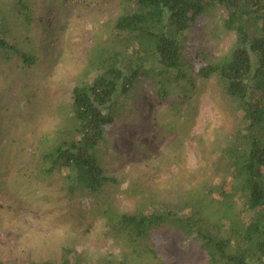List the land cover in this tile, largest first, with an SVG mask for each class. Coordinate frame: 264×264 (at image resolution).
<instances>
[{
    "label": "rangeland",
    "instance_id": "obj_1",
    "mask_svg": "<svg viewBox=\"0 0 264 264\" xmlns=\"http://www.w3.org/2000/svg\"><path fill=\"white\" fill-rule=\"evenodd\" d=\"M116 2L27 0L26 19L14 0H0V34L6 23L7 39L36 58L23 68L20 56L0 50V259L5 264L56 262L64 247L83 264L117 261L129 249L105 233L106 207L131 214L165 202L180 205L229 175L224 149L230 140L241 139L244 124L234 111V99L221 91L216 78L200 79L195 72L197 55L216 59L234 43V32L222 25L220 6L198 16L182 36L189 82L168 86L174 92L166 99L155 95V82H138L106 128L99 155L116 182L105 184L93 199L76 196L68 204L64 191H58L59 174L40 173L42 148L69 115L70 89L82 75L85 53L97 36L112 30L120 14ZM49 118L59 123L41 132ZM211 200V208L218 206ZM240 209V201H234L233 211ZM17 223L45 233L71 223L73 230L58 247L20 255L15 250L23 233ZM155 242L156 259L138 252L128 257L129 263L209 264L194 239L170 226Z\"/></svg>",
    "mask_w": 264,
    "mask_h": 264
},
{
    "label": "trees",
    "instance_id": "obj_2",
    "mask_svg": "<svg viewBox=\"0 0 264 264\" xmlns=\"http://www.w3.org/2000/svg\"><path fill=\"white\" fill-rule=\"evenodd\" d=\"M14 1L28 19L27 0ZM116 4L120 14L112 30L97 36L85 53L82 75L70 89L68 117L61 118L64 123L42 148L40 173L59 174L58 191H64L62 198L67 197L68 204L76 196L93 199L105 184L116 182L99 155L106 128L116 121L138 82H155L159 89L154 93L161 99L173 97L168 86L189 82L182 36L198 16L223 7L222 25L234 32V43L216 59L197 55L195 72L200 79L216 78L221 91L234 99V111L244 124L241 139L230 140L224 149L229 175L180 205L165 202L131 214L106 207L105 233L129 249L107 264H130L128 257L138 252L156 259L155 238L165 226L194 239L209 264H264V0H117ZM2 24L0 50L20 56L23 68L35 64L34 55L7 39L8 28ZM212 198L218 202L214 208ZM236 200L241 209L235 213ZM0 264L5 261L0 259ZM20 264L83 262L64 247L56 262Z\"/></svg>",
    "mask_w": 264,
    "mask_h": 264
},
{
    "label": "clouds",
    "instance_id": "obj_3",
    "mask_svg": "<svg viewBox=\"0 0 264 264\" xmlns=\"http://www.w3.org/2000/svg\"><path fill=\"white\" fill-rule=\"evenodd\" d=\"M58 123V118L46 119L41 126L40 131L48 132L54 130ZM47 223L48 222L45 221L43 227H47ZM4 226L8 227L9 225L6 222ZM16 227L17 230L23 233L15 250L16 254L20 255L26 254L28 252H41L48 248L58 247L69 239L73 230L71 223H62L54 230L47 233L38 231L36 229H28L19 223H17Z\"/></svg>",
    "mask_w": 264,
    "mask_h": 264
}]
</instances>
